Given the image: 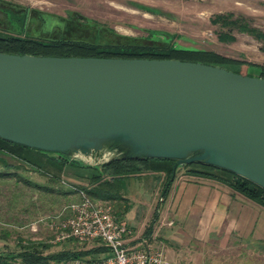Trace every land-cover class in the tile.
Wrapping results in <instances>:
<instances>
[{
  "label": "water",
  "instance_id": "1",
  "mask_svg": "<svg viewBox=\"0 0 264 264\" xmlns=\"http://www.w3.org/2000/svg\"><path fill=\"white\" fill-rule=\"evenodd\" d=\"M0 137L85 166L174 159L169 183L209 164L264 188V78L179 59L0 52Z\"/></svg>",
  "mask_w": 264,
  "mask_h": 264
},
{
  "label": "rangeland",
  "instance_id": "2",
  "mask_svg": "<svg viewBox=\"0 0 264 264\" xmlns=\"http://www.w3.org/2000/svg\"><path fill=\"white\" fill-rule=\"evenodd\" d=\"M23 10L29 11L31 18L26 30L20 33L17 23L10 21V14L21 18ZM37 12L48 15H42L44 21L40 22ZM63 21L87 30L86 39L95 38L96 33L106 37L116 34L137 39L145 45L179 44L211 50L232 63L237 62L235 65L243 74L264 66V0H0L1 34L60 37L66 35L64 30L69 28L66 25L62 31L57 26ZM224 21L233 23L224 24ZM69 35L77 37L73 33ZM82 159L87 163L96 162L92 154L83 155ZM47 168L34 167L21 157L0 152V169H10L17 174L0 177V253L17 255L31 242L50 244L51 247L44 251L46 254L76 248L70 240L56 242V224L63 220L64 208L81 199V187L87 185V177L95 172L69 168V173H62L63 177L57 181L51 177L55 169ZM176 175H187V169L179 167ZM141 177H147L145 182L150 194L156 189V193L153 191L154 204L145 209L144 215L137 214L139 219L135 227L128 224L136 235L145 236L151 220L150 210L156 211L162 196L165 175L160 177L162 181L151 176ZM30 183L44 187H34ZM70 189L80 192L69 193ZM109 203L116 209V202ZM164 235L161 231L147 237L165 251L167 258L174 260L176 253ZM92 246L90 243L83 248ZM194 253L199 257L195 264H264L260 254L253 257L244 254L245 261L241 255V263H238L235 250H221L220 247L207 246L205 251H193L189 256ZM93 256L102 255L99 252ZM188 259V264H193L192 257ZM15 264H21L20 259H16Z\"/></svg>",
  "mask_w": 264,
  "mask_h": 264
},
{
  "label": "trees",
  "instance_id": "3",
  "mask_svg": "<svg viewBox=\"0 0 264 264\" xmlns=\"http://www.w3.org/2000/svg\"><path fill=\"white\" fill-rule=\"evenodd\" d=\"M21 18L10 14V21L17 23L20 28V33L26 30L31 14L29 11L23 10ZM36 17L40 22L44 21L42 15L47 13H39ZM59 23L57 26L66 35L57 37L54 36H37L26 34H1L0 33V52L12 54H32L38 56H59V57H104V58H150V59H179L182 61L202 62L205 64L220 65L224 68L241 73L238 69L237 62L228 60L214 51L181 46L179 44L168 45L165 47L140 43L137 39L125 38L120 35L112 34L111 37H106L104 34L96 33V37L86 39L87 30L79 25L73 27L71 23ZM218 22V21H217ZM233 23L232 21H224V24ZM71 25V26H70ZM96 27V26H94ZM71 28V29H70ZM98 28V26L96 27ZM70 29V30H69ZM76 34L71 36L69 34ZM249 75H257L264 78V66L259 67L255 72ZM0 152H4L13 157H21L27 163L34 167L55 169L51 173V177L59 180L63 177L62 173H69L70 169H81L85 171L95 172L90 177H87V185L81 187L80 191L84 192L88 197L96 201L116 202V215L123 219L125 214L130 210L131 205L126 195L127 180L134 176H141L148 173H161L165 175V185L162 192V198L168 195L170 186L169 183L174 174V159L163 158H128L118 159L107 162L101 166H85L79 162L71 161L68 158L50 152H45L39 149L30 148L20 143L9 141L0 137ZM45 158V159H44ZM45 160V162H44ZM47 166V167H46ZM187 169V175L204 177L218 180L230 185L235 191L242 193L248 198L254 200L264 206V188L256 183L235 174L229 170L219 168L209 164L190 163L183 166ZM40 170V169H39ZM43 172H45L43 170ZM49 174V173H46ZM17 174L10 169H0V177H14ZM177 175H175L176 178ZM86 178V177H85ZM30 182V181H27ZM34 187L42 188L43 185L38 183H30ZM47 189V188H45ZM77 189H70V192H78ZM79 191V192H80ZM67 193V191H64ZM159 205L155 211L154 218L147 227L146 236H152L154 226L158 220ZM75 244L76 248H66L57 252L44 253L46 249L51 247L48 243H36L25 246L23 251L17 255L0 253V264H15L16 259H20L21 264H63L69 259L95 257V253L105 250L104 246H92L88 249L83 248L88 243L79 244L76 240L70 239ZM77 246H82L78 249Z\"/></svg>",
  "mask_w": 264,
  "mask_h": 264
},
{
  "label": "crops",
  "instance_id": "4",
  "mask_svg": "<svg viewBox=\"0 0 264 264\" xmlns=\"http://www.w3.org/2000/svg\"><path fill=\"white\" fill-rule=\"evenodd\" d=\"M141 176L159 180L164 177L161 173ZM141 176L128 179L125 192L131 208L125 214L124 221L133 227L139 219L137 214L144 215L145 209L150 208L155 200L153 195L156 189H153L155 193L151 191L150 194L145 182L147 177ZM158 205L159 215L154 232L164 231V239L176 253L173 261L188 264V258L192 257L191 262L195 264L199 261L198 253L189 254L205 251L207 246L235 250L238 263H241V255L245 261L244 254L249 257L260 254L264 257V206L224 182L177 175L168 195L164 200L161 196L155 208ZM150 212L151 222L155 210Z\"/></svg>",
  "mask_w": 264,
  "mask_h": 264
},
{
  "label": "built area",
  "instance_id": "5",
  "mask_svg": "<svg viewBox=\"0 0 264 264\" xmlns=\"http://www.w3.org/2000/svg\"><path fill=\"white\" fill-rule=\"evenodd\" d=\"M62 219L56 224V242L74 239L105 247L102 256L73 258L63 264H181L167 258L147 236L136 235L110 203L93 200L84 192L64 208Z\"/></svg>",
  "mask_w": 264,
  "mask_h": 264
},
{
  "label": "flooded vegetation",
  "instance_id": "6",
  "mask_svg": "<svg viewBox=\"0 0 264 264\" xmlns=\"http://www.w3.org/2000/svg\"><path fill=\"white\" fill-rule=\"evenodd\" d=\"M44 31H45V29H44ZM47 33H48V31H47Z\"/></svg>",
  "mask_w": 264,
  "mask_h": 264
}]
</instances>
